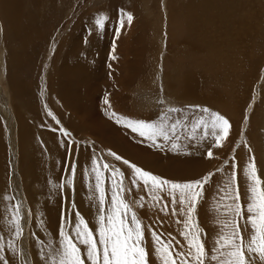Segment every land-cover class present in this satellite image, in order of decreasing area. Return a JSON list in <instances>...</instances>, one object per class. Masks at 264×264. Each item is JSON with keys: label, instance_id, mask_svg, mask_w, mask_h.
<instances>
[{"label": "rangeland", "instance_id": "374dc122", "mask_svg": "<svg viewBox=\"0 0 264 264\" xmlns=\"http://www.w3.org/2000/svg\"><path fill=\"white\" fill-rule=\"evenodd\" d=\"M142 1L4 0L0 2V186L2 187L0 193L6 185L4 199L0 194V209L4 208L0 210L2 216L0 219L3 220H0V236L5 238L3 241L5 245L9 240H14L16 247L26 252L25 262L21 260L20 255L11 257L10 254L13 255V253L5 251L6 258H14L16 264H44L40 250L43 249L47 253L49 243L53 248L58 246L62 211H66L71 216L72 223H75V214L71 207L73 201L79 213L95 230L97 208L93 206V202L97 199L98 193L94 189L91 171L85 176L88 168L91 170L94 154L102 157L101 163L107 162L123 171L125 187H132V170L107 155L110 148L102 146L92 135H88L91 133L87 130V125L92 130L97 129L93 118L89 117V114L95 116V111L96 116L108 121L112 128L120 127L126 130L129 137L127 138L131 143L158 156L157 165L148 166L149 169H147L143 166L146 165L143 162L132 161L119 154L141 169L174 181L196 180L208 173H214L212 181L205 185L203 196L194 214L200 228L207 234L202 238L209 250L214 247L215 239L221 232L222 226L219 221L228 218L224 205L230 201L223 199L222 189L231 175L233 157L238 164L242 201L246 200L248 184L243 169L248 164L250 154H254L258 174L261 179H264V0H146L150 2L148 7H144ZM124 4L128 6L125 8ZM121 6L126 13L132 14L134 18L132 26L128 25L126 13ZM6 7L10 14L5 12ZM19 10L20 13L17 15ZM100 13L106 17V24L104 23L102 28H97L94 17ZM12 14H15L14 18ZM15 24L19 32L11 33L9 30ZM95 36L97 37L94 43ZM70 38H74L75 46L79 41L80 45H85L88 39L92 42L90 49L103 51L104 56L100 58L96 56L97 53L92 55L103 69L90 61L87 71L93 76L91 77L93 84L101 77L106 79L105 83L98 87L95 96L92 92L90 96L85 93L87 95L83 100L84 109L74 111L71 109L69 111L55 92L56 85L59 84L58 75L61 74L65 63L66 51L71 46L72 49L68 50V53L72 55V51L75 50ZM128 44H133L136 49L135 52L128 50L133 63H128V55L126 52L124 54L128 48L123 49V47ZM136 51L139 60L136 58ZM119 64L123 65L122 68L118 69L115 76H112V72L120 67ZM137 64L142 67L139 71L132 70V80L127 83L128 67H137ZM94 65H96L95 68ZM21 92H24L23 95ZM191 92L196 97H193ZM106 98L110 107L105 104ZM161 101H166L167 104H162ZM167 106L187 111L183 114H173L172 120L167 122L170 124L178 117L186 124L177 129L178 134L176 132L175 135L179 139L175 140L173 137L174 142L181 143L179 150H173L172 141H165L162 138H157L156 143L159 147L154 146L152 141L139 138L130 129L116 124L115 118H110L113 109L116 108L117 117L122 120L124 116H129V119L134 121L137 118V120L159 124L161 119L158 113ZM195 106L208 108L229 120L231 130L228 140L223 141L222 146L217 147L214 138L211 135L206 136L203 129L197 130L195 136L189 139L191 123L194 118L200 116ZM87 107L91 109L87 110ZM101 109L105 112L104 114L100 113ZM154 116L156 118L152 120ZM183 116L188 119L184 120ZM20 117L25 122L24 125L36 155L42 157V161L44 160L43 166L46 173L51 170V165L55 167L58 163L56 170L50 173L52 177L49 178L47 185L43 179L35 184L36 179L30 174L34 166L26 164L27 158L23 162L22 154H27L21 149ZM73 127H84L82 131L84 134L78 135ZM65 132L70 135H64ZM45 134L49 138L56 136L58 140L64 142L63 147L60 148L62 153L60 161L57 159L58 150L52 149L49 139L43 136ZM200 139L205 142L203 148L198 144ZM122 146L123 144L120 145L121 149H123ZM208 149H211L213 153L212 158L207 156ZM193 150L203 151L202 155L194 160L206 163L208 168L201 171L190 166L184 167L185 157ZM138 151L136 149L135 153ZM73 163L76 165L74 187L68 183L72 179L70 173ZM163 167L168 169L164 170ZM102 175L109 177L104 181L103 187L106 190V199L110 201L111 176L109 172H104ZM43 178L46 179V177ZM52 181H54L53 185ZM61 184L65 186L61 187ZM51 186L55 189H49ZM88 192L93 193L88 195ZM141 195L147 197L148 194L143 190L139 192L133 190V196L129 199L134 210L147 226L145 239L150 254V264H152L156 258L153 254L149 229L155 230L158 234L164 233L162 238L165 240L168 239L167 234L171 233L183 244V238L179 234L182 231V225L176 223L177 219L183 217L171 215V210L169 215H165L158 208H154L147 198L146 207L140 208L135 203V198ZM47 202L57 205L56 210L60 214L56 220V222L60 221L57 222L58 224H55L53 220H46V215H50L44 207ZM13 204L21 205V216L24 217L21 221L24 232L20 239H15L9 223ZM0 264H3V261H0Z\"/></svg>", "mask_w": 264, "mask_h": 264}, {"label": "snow or ice", "instance_id": "6c2138e0", "mask_svg": "<svg viewBox=\"0 0 264 264\" xmlns=\"http://www.w3.org/2000/svg\"><path fill=\"white\" fill-rule=\"evenodd\" d=\"M125 16L130 25L134 19L132 14L126 13ZM105 20L106 17H98L95 21L96 27L102 28ZM121 23L123 26V21ZM161 103L167 104L166 101ZM105 104L110 107L107 98ZM195 108L200 116L194 118L191 123L189 139L195 136L197 130L203 129L206 136L211 135L214 138L217 147L222 146V142L228 138L231 130L229 120L208 108L200 106ZM184 112L185 109L167 106L158 113L161 119L159 124L141 120H122L115 112L110 118H115L116 124L130 129L139 137L152 141L154 146L159 147L156 141L157 138H162L165 141H172L173 150H179L180 145L174 142L173 137L175 140L179 139L175 134L178 128L184 126L183 120L177 118L170 124L167 122L172 120L173 114ZM183 119L186 120L188 117ZM63 134L70 135L66 132ZM249 152L251 153L250 148ZM107 155L132 170V187H125L123 171L107 162L101 163L102 157L94 154L91 161V178L98 193L97 199L93 202V206L97 208L95 230L79 213L73 201L71 207L75 214V223H72V218L66 211H62L58 246L53 248L49 243L47 253L43 249L40 250L44 264H150V254L145 239L147 226L144 225L129 199L133 196V190L137 192L143 190L148 194L147 197L141 195L135 198V203L140 208L146 207L147 198L154 208H158L165 215H169L171 210V215L183 217L176 220V223L182 225L179 234L183 238V244L171 233L167 234L168 239L165 240L162 238L164 233L158 234L155 230L149 229L153 254L156 258L152 264L156 262L158 264H264V179L258 174L254 154H250L248 164L243 169L248 181L244 201L241 198L238 181V164L233 157L231 175L222 189L223 199L230 201L224 205L228 218L219 221L222 226L221 232L210 250L202 238L207 234L200 228L194 214L203 196L205 185L212 181L214 173H208L196 180L174 181L141 169L111 149L108 150ZM207 156L212 158L211 149L207 151ZM218 171L222 170L218 169ZM104 172H109L111 176L110 201L106 199V190L103 187L104 181L109 179L108 176L102 175ZM70 174L72 179L68 183L74 187L75 163L71 166ZM88 174L86 171L85 175ZM64 186L61 184V187ZM12 207L13 213L9 223L15 239H20L24 232L21 223L24 217L21 216L20 204H13ZM4 239L0 236V261H3V264H16L14 258H6L5 251L8 250L14 257L20 255L21 260L26 262V252L22 248H17L14 240H9L5 245Z\"/></svg>", "mask_w": 264, "mask_h": 264}, {"label": "bare ground", "instance_id": "6f19581e", "mask_svg": "<svg viewBox=\"0 0 264 264\" xmlns=\"http://www.w3.org/2000/svg\"><path fill=\"white\" fill-rule=\"evenodd\" d=\"M1 1H4V0H1ZM0 1V2H1ZM20 1V0H19ZM44 1V0H43ZM193 1V0H192ZM195 1V0H194ZM211 1V0H210ZM8 2V1H7ZM6 2V3H7ZM13 2V1H12ZM32 2H34V1H32ZM123 2V1H122ZM143 2V6L145 7V6H150V2H148V1H146V0H143L142 1ZM206 2H208V3H210L209 1H206ZM2 3V2H1ZM37 3V2H36ZM58 3V2H57ZM9 4V3H8ZM44 4V3H43ZM3 5V4H2ZM134 5V4H133ZM13 6V5H12ZM27 6H29V5H27ZM26 6V7H27ZM126 6H128V5H126ZM126 6H125V4H124V7L126 8ZM122 7V6H121ZM124 7H122L123 8V10H124V12L126 13V11H125V9H124ZM14 8V7H13ZM41 8H43V7H41ZM47 8V7H46ZM45 8V9H46ZM48 8L50 9V7L48 6ZM130 8V7H129ZM170 8V7H169ZM15 9V8H14ZM31 9V8H30ZM118 9V8H117ZM133 9V7L131 8V10ZM168 9V8H167ZM5 12L7 13V14H10L9 12V9L6 7L5 9ZM21 10V9H20ZM20 10H19V12H17V15H18V13H20ZM44 10V9H43ZM122 10V11H123ZM127 10V9H126ZM151 10V9H150ZM22 11V10H21ZM39 11V10H38ZM48 11V10H47ZM172 11V10H171ZM192 11H194V10H192ZM200 11V10H199ZM15 12V11H14ZM37 12V11H36ZM40 12H41V10H40ZM121 12V11H120ZM123 12V13H124ZM196 12V11H195ZM23 13V12H22ZM97 13H99V12H97ZM133 13V12H132ZM171 13V12H170ZM15 14H16V12H15ZM15 14H12L13 15V18H14V16H15ZM39 15V14H38ZM114 15V14H113ZM20 16V15H19ZM40 16V15H39ZM100 16H103V14H99V15H96L95 17H94V21H96V19L98 18V17H100ZM12 17V16H11ZM10 17V18H11ZM103 17H105V16H103ZM126 17V16H125ZM111 18V17H110ZM124 18V17H123ZM17 19V18H16ZM118 19V18H117ZM35 20H37V19H35ZM116 20V19H115ZM92 21V20H91ZM106 21V20H105ZM12 23H13V21H12ZM11 23V24H12ZM79 23V22H78ZM10 24V23H9ZM83 24V23H82ZM106 24V23H105ZM16 25V24H15ZM12 26L11 28H10V32L12 33V32H19V29H18V26L16 25V26ZM85 25H86V23H85ZM129 25V24H128ZM76 26V25H75ZM127 26V25H126ZM131 26H132V24H131ZM130 26V27H131ZM129 27V28H130ZM90 28V27H89ZM92 28V27H91ZM129 28H128V30H129ZM96 32V31H95ZM72 33H74V32H72ZM71 33V34H72ZM127 33H129V32H127ZM126 33V34H127ZM77 34V33H76ZM106 34V33H105ZM107 35V34H106ZM73 36V35H72ZM129 36V35H128ZM96 37L97 36H95L94 38H93V42L95 43V40H96ZM22 39V38H21ZM20 39V40H21ZM71 40H72V42H73V44H74V46L76 45V42H75V40H74V38H70ZM69 40V39H68ZM127 40H128V38H127ZM39 41V40H38ZM120 41V40H119ZM35 42H37V41H35ZM22 43H24V42H22ZM107 43V42H106ZM31 44V43H30ZM23 45V44H22ZM22 45H21V47H22ZM72 45V44H71ZM91 45H92V42H89V40L88 39H86V42H85V45H80V41H79V43H78V45L77 46H75V50H73L72 51V55H69L70 53H68V50H70V49H72L71 48V46H70V48L69 49H67V51H66V55H65V63H64V65H63V67H62V71H61V74H59V75H61V76H59L58 75V82H59V84L58 85H56L57 86V88H56V93L58 94V96H59V99L61 100V101H63L64 102V106H66L68 109H69V111H70V109L71 110H78V109H84V105H83V100L85 99L84 98V96H86L87 94L90 96V93L92 92L93 93V95L95 96V93L98 91V87L99 86H101L102 84H104L105 83V81H106V79L105 78H103V77H101V78H99V79H97L95 82V84H93L92 83V78L91 77H93V76H91L90 75V73L87 71L88 70V67H89V62L90 61H92V62H94V64H96V65H98L99 63L97 62V60H94L93 58H92V55H94V54H96V56H98L99 58L101 57V56H104V53H103V51L102 50H97V49H90V47H91ZM95 46L97 47V44H95ZM111 46V45H110ZM246 46V45H245ZM67 47H69V46H67ZM128 48L127 50H125L124 51V54H125V52H126V54L128 55L127 56V62L128 63H130V62H134L133 61V59H132V57H131V55H130V53L128 52V50L129 49H131L132 50V52H135V48H134V45L133 44H128L127 46H124L123 47V49L124 48ZM116 48V47H115ZM118 48V47H117ZM116 48V49H117ZM89 49H90V51H89ZM120 49V48H119ZM21 50V49H20ZM22 50H24V49H22ZM25 52V51H24ZM119 53H120V51H119ZM123 53V52H122ZM24 54V53H23ZM108 54V53H107ZM121 54V53H120ZM140 54V53H139ZM16 55H18V54H16ZM25 55V54H24ZM23 55V56H24ZM135 55H136V58L139 60V55L137 54V51H136V53H135ZM63 58V57H62ZM110 58V57H109ZM108 58V59H109ZM118 58V57H117ZM123 58V57H122ZM24 59V58H23ZM64 59V58H63ZM112 59V58H111ZM114 59V58H113ZM112 59V60H113ZM136 59V60H137ZM34 60V59H33ZM124 60V59H123ZM138 60H137V62H138ZM23 61V60H22ZM73 61H74V64H73ZM13 62V61H12ZM27 62V61H26ZM60 62V61H59ZM103 62H105L104 60H103ZM22 63V62H21ZM28 63V62H27ZM108 63H109V61H108ZM119 63V62H118ZM13 64V63H12ZM32 64V63H31ZM102 65H103V63H101ZM123 64V63H122ZM14 65V64H13ZM16 66L18 65V64H15ZM23 65V64H22ZM27 65V64H26ZM96 65H94V68H95V66ZM108 65V64H107ZM120 65V64H119ZM138 66L137 67H133V66H131V67H128V72H129V76H128V80L127 79H125V81L127 80V83H129L130 81L129 80H132V77H133V73H132V70H137V71H139L140 70V68L142 67L140 64H137ZM74 66H75V68H74ZM99 67H100V69H103V67L102 66H100V65H98ZM122 66L123 65H120V67H118L117 68V70H112L111 69V71H113L112 72V76H115L116 75V73L118 72V69H121L122 68ZM125 66H127L126 64H125ZM129 66V65H128ZM27 67V66H26ZM19 68V67H18ZM93 68V69H94ZM112 68V67H111ZM10 69H11V67H10ZM21 69H22V67H21ZM61 69V68H60ZM107 69V68H106ZM126 70V69H125ZM22 72V71H21ZM92 73V72H91ZM141 73V72H140ZM18 74H19V72H18ZM23 74V73H22ZM103 74H104V76H105V73H104V70H103ZM20 75V74H19ZM95 75V74H94ZM118 75V74H117ZM178 76H180V75H178ZM136 77H138V76H136ZM142 77V76H141ZM167 77V76H166ZM172 77V76H171ZM97 78V77H96ZM145 78V77H144ZM108 79V78H107ZM137 79V78H136ZM142 79V78H141ZM147 79V78H146ZM169 79V78H168ZM173 80H174V78H172ZM195 79V78H194ZM135 80V79H134ZM166 80V79H165ZM170 80H171V78H170ZM192 80V79H191ZM124 81V83H126ZM142 82V81H141ZM147 81H145V83H146ZM165 82V81H164ZM192 82V81H191ZM196 82H199L198 80H196ZM137 83V82H136ZM139 83V82H138ZM137 83V84H138ZM22 84H24V83H22ZM143 84V83H142ZM147 84V83H146ZM146 84H144V85H146ZM27 85V84H26ZM157 85V84H156ZM126 86V85H125ZM149 86V85H148ZM200 86V85H199ZM54 87V86H53ZM128 87V86H127ZM144 87V86H143ZM24 88H26L25 86H24ZM144 88H146V86L144 87ZM207 88H209V87H207ZM20 89H22V88H20ZM200 89H201V87H200ZM55 90V89H54ZM53 90V91H54ZM168 90V89H167ZM170 90V89H169ZM168 90V91H169ZM177 90V89H176ZM186 90V89H185ZM188 90V89H187ZM172 91H175V90H172ZM190 91H193V90H190ZM18 92V91H17ZM167 92V91H166ZM165 92V93H166ZM180 92V91H179ZM183 92V91H182ZM184 92H186V91H184ZM215 92V91H214ZM22 93V92H21ZM24 93V92H23ZM23 93H22V95H23ZM85 93H87V94H85ZM170 94H171V96H173L172 95V93L171 92H169ZM176 93H178V91L176 92ZM192 93V92H191ZM166 94H168V93H166ZM181 94V93H180ZM185 94V93H184ZM183 94V95H184ZM190 94V93H189ZM188 94V95H189ZM176 95V94H175ZM178 95V94H177ZM187 95V96H188ZM192 95H193V97H196V96H194V94L192 93ZM196 95V94H195ZM89 96H88V99H90L89 98ZM186 96V95H185ZM198 96V95H197ZM181 97V96H180ZM192 97V96H191ZM198 98H199V96H198ZM202 98V97H201ZM175 99V98H174ZM180 99V98H179ZM190 99V98H189ZM192 99V98H191ZM93 101V100H92ZM97 101V100H96ZM205 101V100H204ZM89 102V101H88ZM181 102V101H180ZM192 102V101H191ZM93 103V102H92ZM119 103V102H118ZM183 103V102H182ZM184 103H186V102H184ZM192 103H194V101L192 102ZM34 104V103H33ZM205 104V103H204ZM96 105V104H95ZM20 106V105H19ZM36 106V105H35ZM90 106V105H89ZM100 106V105H99ZM122 106V105H121ZM120 106V107H121ZM33 107V106H32ZM21 108V107H20ZM96 108V107H95ZM101 108V107H100ZM123 108V107H122ZM89 108L87 107V110H88ZM91 109V108H90ZM89 109V110H90ZM121 109V108H120ZM96 110V109H95ZM85 111V110H84ZM110 111V110H109ZM119 112H121L120 110H118ZM193 111V110H192ZM195 111V110H194ZM82 112V111H81ZM89 112V111H88ZM91 112H93V111H91ZM113 112H115V113H117V109L116 108H114L113 109ZM185 112H187V111H185ZM184 112V113H185ZM94 113V112H93ZM100 113H102V114H104L105 112L101 109L100 110ZM109 113V112H108ZM95 116H92V115H90L89 114V117H91V118H93V121H94V124H96L97 125V129H95V130H92V129H90L89 127H88V125L86 126V128H87V130H89L90 132L89 133H91V134H88V135H92V137L95 139V140H97V142L98 143H100L102 146L104 145L106 148H110V149H113V151L114 152H118V154H120V155H123V156H125V157H127L128 159H131L132 161L134 160H139V161H141V162H143L144 164H146V165H143L145 168H147V169H149V167H152L153 165H157V161H158V156L157 155H155V154H153V153H151L149 150H146V149H142L141 147H139V146H137L136 144H134V143H131L129 140H128V136H127V134H126V130H122V129H120V127L119 128H112L110 125H109V123H108V121H105V119L103 120L102 118H100V117H97L96 116V111H95ZM93 114V115H94ZM122 114L124 115V113L122 112ZM122 114H121V116H122ZM126 114V113H125ZM177 114H179V113H177ZM77 115H78V113H77ZM111 115V114H110ZM71 116V115H70ZM74 115H72V117H73ZM82 116V115H81ZM108 116V115H107ZM120 116V115H119ZM175 116H177V115H175ZM77 117H79V116H77ZM105 117V116H104ZM125 118L124 119H129V116H124ZM184 117V116H183ZM85 118H87V117H85ZM156 118V116H154V118L152 119V120H154ZM178 118V117H177ZM131 119V118H130ZM142 119V118H141ZM69 121H70V119H68ZM73 120V119H72ZM135 120H137V118L135 119ZM80 121H81V119H80ZM73 122V121H72ZM155 122H157L156 120H155ZM24 120H22L21 119V117H20V120H19V124H20V130H19V132H20V135H21V144H22V147H21V149H23L24 150V152L27 154V155H25V154H22V159H23V162L25 161V159L27 158V160H26V164L27 165H33L34 166V168H33V170L30 172V174L36 179L35 180V184L36 183H38V181L40 180V179H43V181H44V183L47 185V183L49 182V178L51 179V175H50V173H52V172H54L55 170H56V167L58 166V163H57V165L54 167V166H52L51 165V167H50V169L51 170H48V172L46 173V169H45V167L43 166L44 164H43V161H42V157H40L39 155H36V152H35V149H34V147H33V144H32V140L31 139H29V135H28V133H27V131H26V127H25V125H24ZM84 123V122H83ZM188 123V122H187ZM184 124V123H183ZM190 124V123H189ZM76 125H77V123H76ZM79 125V124H78ZM186 124H184V126H185ZM72 126H73V124H72ZM184 126H182V127H184ZM82 127V126H81ZM74 128V130L77 132V134L78 135H80V134H84L82 131H84V127L83 128ZM191 127V126H190ZM36 128V127H35ZM102 128V129H101ZM187 129V128H186ZM180 131V130H179ZM186 131V130H185ZM32 132H34L33 131V129H32ZM191 132V131H190ZM46 133V132H45ZM88 133V132H87ZM86 134V133H85ZM107 134H111V135H107ZM177 134H178V132H177ZM190 134V133H189ZM87 135V134H86ZM87 135V136H88ZM186 135V138L188 137L187 136V134H185ZM26 136H27V138H26ZM38 136V135H37ZM45 138H48L49 139V144L52 146V149L54 150V151H56V150H58V155H57V159L60 161V159H61V152H60V148H62L63 147V145H64V142H62L61 140H58V138H56V136H54V137H52V138H49V136L47 135V134H45V135H43ZM117 136H119V138L117 137ZM182 136H183V134H182ZM181 136V137H182ZM35 137V136H34ZM34 137L32 138V139H34ZM58 137V136H57ZM128 137V138H127ZM139 137V136H138ZM185 137V136H184ZM139 138H141V137H139ZM60 139V138H59ZM141 139H145V140H147V138H141ZM138 140V139H137ZM228 140V139H227ZM34 141V140H33ZM159 142V141H158ZM186 142V141H185ZM190 143V142H189ZM191 143L193 144V142L191 141ZM121 144H123V149H121L120 148V145ZM139 144V143H138ZM157 144V143H156ZM181 144V143H180ZM179 144V145H180ZM198 144H199V146H201L202 148L205 146V142L204 141H201V139H200V142H198ZM100 145V146H101ZM148 145H150V144H148ZM185 145V144H184ZM38 146V145H37ZM153 146V145H152ZM181 146V145H180ZM191 146V145H190ZM189 146V147H190ZM209 145H207V147H208ZM36 147V146H35ZM132 147V148H131ZM150 147V146H149ZM196 147V146H195ZM198 147V146H197ZM50 148V147H49ZM48 148V149H49ZM206 148V147H205ZM136 149H138L139 151H138V153H135V150ZM38 150H39V148H38ZM109 150V149H108ZM205 150V149H204ZM206 150H207V148H206ZM209 150V149H208ZM189 151V150H188ZM198 151V150H197ZM202 153H203V151L201 150L200 152H196V151H192V153H190L189 155H187L186 157H185V159H184V167L185 166H190V167H192V168H194V169H197V170H201V171H203V169H206V167L208 168V165L205 163V164H203L204 162H200L199 160L198 161H196V160H194L197 156H201L202 155ZM222 153V152H221ZM217 154V153H216ZM205 155V154H204ZM132 161H130V162H132ZM138 161V162H139ZM86 162V161H85ZM172 162H174V161H172ZM240 162V161H239ZM167 163V162H166ZM174 163H177L178 164V162H174ZM90 163H88V165H89ZM141 166V165H140ZM149 166V167H148ZM84 167V166H83ZM62 168V167H61ZM164 168V170H167L168 169V167H163ZM167 168V169H166ZM43 169H45V170H43ZM35 170H38L37 172H35ZM41 170H43V171H41ZM90 169L88 168V170H87V172H89L90 173ZM86 176V175H85ZM43 177H46V179L45 178H43ZM86 178V177H85ZM84 179V178H83ZM89 179H91V178H89ZM84 180H87V179H84ZM90 182H91V180H89ZM111 183V182H110ZM110 183H109V185H110ZM54 184V181H52V185ZM58 184V183H57ZM106 184V183H105ZM92 185V184H91ZM35 186V185H34ZM86 186V185H85ZM88 187V186H87ZM0 188H2L1 186H0ZM35 188V187H34ZM40 188H43V186H40ZM89 188V187H88ZM38 189V188H37ZM49 189H52V190H54L55 188L53 187V186H51V187H49ZM95 189V188H94ZM92 190V189H91ZM90 190V191H91ZM58 191V190H57ZM60 191V190H59ZM95 191V190H94ZM54 194H55V192H53ZM89 193V192H88ZM91 193V192H90ZM88 194V195H91V194ZM141 193V192H140ZM1 198H3L4 199V197H5V195H6V185L4 186V190L2 189L1 190ZM79 194V193H78ZM77 194V195H78ZM94 194H95V192H94ZM80 195V194H79ZM97 195V194H96ZM38 196V195H37ZM45 196V195H44ZM98 196V195H97ZM96 196V197H97ZM83 197V196H82ZM79 198V197H78ZM77 198V199H78ZM88 198H89V196H88ZM95 198V197H94ZM46 199H47V197H46ZM90 199H92V198H90ZM78 201H79V199H78ZM90 201V200H89ZM84 202V201H83ZM83 202H81L82 203V205H83ZM1 203V202H0ZM89 204V203H88ZM42 205H43V203H42ZM81 205V206H82ZM91 205V204H90ZM44 206V205H43ZM56 204H51L50 202H47L46 203V205L44 206L45 207V209L48 211V213H50V215L48 216V215H46V220H53L54 222H55V224H58L57 222H56V220H57V218H58V216H60V214H59V212L56 210ZM84 206V205H83ZM1 207H2V205H1ZM84 207H86V205L84 206ZM92 209V208H91ZM96 209V208H95ZM0 210H4V208L2 207V209H0ZM45 212V211H44ZM2 213V212H1ZM42 213V212H41ZM47 213V214H48ZM85 213V212H84ZM45 214H46V212H45ZM95 214V213H94ZM42 215H43V213H42ZM91 215V214H90ZM0 216H1V214H0ZM4 216V215H3ZM44 216V215H43ZM2 217V216H1ZM41 217V216H40ZM88 217V216H87ZM89 218H91V217H89ZM2 219H4V218H2ZM88 219V218H87ZM1 220V219H0ZM92 220V219H91ZM1 221H3V220H1ZM96 222V221H95ZM1 224V223H0ZM2 224H3V222H2ZM5 224V223H4ZM47 224V223H46ZM4 227H5V225H4ZM58 228V227H57ZM4 231V230H3ZM11 232H13V231H11ZM51 232V231H50ZM4 233V232H3ZM11 255V257L13 256L12 254H10Z\"/></svg>", "mask_w": 264, "mask_h": 264}]
</instances>
